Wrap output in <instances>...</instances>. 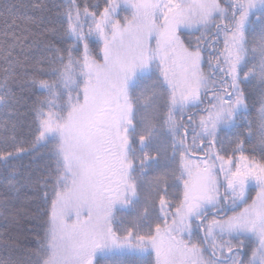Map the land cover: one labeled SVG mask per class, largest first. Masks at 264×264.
Here are the masks:
<instances>
[{
  "label": "snow or ice",
  "instance_id": "1",
  "mask_svg": "<svg viewBox=\"0 0 264 264\" xmlns=\"http://www.w3.org/2000/svg\"><path fill=\"white\" fill-rule=\"evenodd\" d=\"M0 264H264V0H0Z\"/></svg>",
  "mask_w": 264,
  "mask_h": 264
},
{
  "label": "trees",
  "instance_id": "2",
  "mask_svg": "<svg viewBox=\"0 0 264 264\" xmlns=\"http://www.w3.org/2000/svg\"><path fill=\"white\" fill-rule=\"evenodd\" d=\"M90 2H91V3H97L98 0H90ZM99 2H102V0H99ZM254 111H255V110H254ZM253 195H254V193H253Z\"/></svg>",
  "mask_w": 264,
  "mask_h": 264
}]
</instances>
